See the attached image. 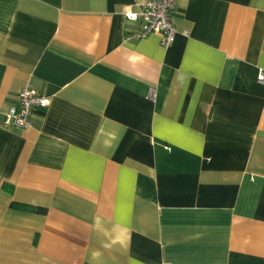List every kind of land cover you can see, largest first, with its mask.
<instances>
[{"label": "crops", "instance_id": "1", "mask_svg": "<svg viewBox=\"0 0 264 264\" xmlns=\"http://www.w3.org/2000/svg\"><path fill=\"white\" fill-rule=\"evenodd\" d=\"M146 1L0 0V264H264V0Z\"/></svg>", "mask_w": 264, "mask_h": 264}, {"label": "built area", "instance_id": "2", "mask_svg": "<svg viewBox=\"0 0 264 264\" xmlns=\"http://www.w3.org/2000/svg\"><path fill=\"white\" fill-rule=\"evenodd\" d=\"M175 12L173 0H152L139 5L137 13L127 8L122 14L126 20L140 21V30L133 38L142 39L149 35L159 37L163 48L171 46L174 42L176 31L172 23ZM257 83L264 85V70H259ZM148 96H153L149 90ZM18 104L3 115L2 125L5 128L27 129L31 126V117L35 109L45 110L49 100L41 96L31 87L22 89L17 95Z\"/></svg>", "mask_w": 264, "mask_h": 264}]
</instances>
